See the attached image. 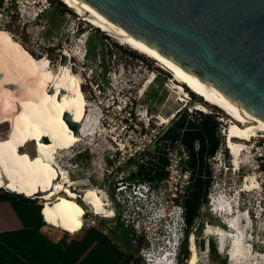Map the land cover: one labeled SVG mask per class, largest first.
<instances>
[{
  "label": "rangeland",
  "instance_id": "obj_1",
  "mask_svg": "<svg viewBox=\"0 0 264 264\" xmlns=\"http://www.w3.org/2000/svg\"><path fill=\"white\" fill-rule=\"evenodd\" d=\"M53 1L54 6L45 15L46 25L43 27L41 23L20 19L9 24L0 21V28L8 30L13 38L21 42L36 58H47L54 71L59 69L62 55L68 52L71 55L69 67L72 71L79 73L84 82L85 95L81 91L67 106L69 118L73 126H76L78 142L71 149L61 153L60 162L67 169L68 167L72 168L75 164L86 168L79 175L81 178L77 185L79 189L89 188L86 181L87 175H92L89 178L91 184L99 187L105 186L110 181V177L102 178L100 169L94 174L92 171L100 162L103 151L108 149L111 144L113 130L120 124L122 111L125 113L134 112L139 116L147 109L148 114L161 112L163 115L170 116L182 108L180 114H183V111H188L187 109L192 108L199 99L192 92L187 91L190 99L187 106L184 101L179 103V97L173 96L172 91L170 92V89L166 87V84H169L170 88L173 87L172 83L175 79L172 73L160 66L157 61L107 36L75 14L60 0ZM153 76L155 77L153 82L147 84L146 90L141 95L140 91L143 85ZM91 81L94 82L93 86L100 81V88L93 91L90 86ZM220 116L222 115L212 110L210 117L216 121L218 144L212 155L214 159L211 161L212 165L209 166L212 169H209L206 191L202 198V202H205L206 205L200 210V213L191 214L192 228L194 222L196 223L195 230L200 225L201 236L199 239L207 241L212 238L219 252L222 255H228L233 239L227 238L226 241L227 236L222 240L220 236L208 235L206 229L208 227L214 230L221 228L238 235L237 230L229 227L234 216L242 229V240L246 245H249L252 254L251 259L242 263L251 264L253 262L256 264V261L252 260L253 256L264 255V188L242 192L241 186L244 177L246 178L249 174L264 176V172L261 167H258V151L253 141L247 143L248 151L244 152L240 158L239 171L228 166L230 162L229 164L225 163V131L223 130H227L228 125L219 121L218 117ZM3 124L0 126V131L6 125L8 128L7 122ZM103 125H107V130ZM29 143L33 144L28 145ZM29 143L26 144L28 151L35 154L34 142ZM93 161H96V164H93ZM217 169H220L221 172L219 173ZM110 188L109 184L108 190ZM6 192L10 191L0 187V193ZM209 193L211 199L208 198L207 201ZM238 195L239 203L236 206L235 201ZM223 196H226L230 202V205L226 203L227 205L224 207H231V211L220 210L221 207L215 208L218 204L217 199L222 202ZM32 201L40 205V201ZM208 202H212V205H209ZM259 203H261V208ZM192 228L188 232V237ZM48 230L56 235L66 234L67 238H77L83 235L82 232L69 234L54 226H48ZM121 230L124 234V228ZM196 241L195 237V243ZM188 245L187 239V253L180 258V264H187L188 252H190ZM257 262H259L257 264H264V261L258 260ZM196 264H210L204 251L197 250ZM228 264H232L229 258Z\"/></svg>",
  "mask_w": 264,
  "mask_h": 264
},
{
  "label": "bare ground",
  "instance_id": "obj_2",
  "mask_svg": "<svg viewBox=\"0 0 264 264\" xmlns=\"http://www.w3.org/2000/svg\"><path fill=\"white\" fill-rule=\"evenodd\" d=\"M60 1L107 36L153 59L104 29L66 1ZM64 55L66 62L60 63L59 69L54 71L47 58H36L8 30L0 28V126L6 122L8 124V128L0 131V187L25 197L40 199L43 201V221L69 234H76L84 224V209L76 201L77 193L83 203L92 207L96 215L111 216V213L105 208V196L101 191L88 187L70 189L74 184L68 177L67 168L60 162L61 153L78 142V133L69 118L67 106L82 91L79 73L69 67L71 55L69 52ZM159 65L162 66L160 63ZM173 76L176 82L173 80L172 95L179 97L178 102L188 99L189 91L199 99L192 106L193 109L204 116H211V108L222 114L223 117L218 119L228 125L224 133V144L231 156L228 166L236 171L241 166L242 154L248 151L247 143L255 137L264 139V134H260L264 130L239 117L227 106L202 98L182 79L175 74ZM31 141L35 146L34 155L26 147ZM30 144L33 143L28 145ZM254 176H246L245 189H258L259 182ZM226 203L230 205L228 199ZM226 203L218 200L215 208L231 211V207H224ZM229 227L237 230L238 235L211 227L206 229V233L220 236L222 240L227 236L226 241L227 238H232L228 258L232 264H244L242 262L251 259L252 254L249 245L242 240L243 232L234 216ZM188 243L190 252L187 264H196L197 250L193 234L188 237ZM252 260L256 264L259 263L258 260L262 262L264 255L253 256Z\"/></svg>",
  "mask_w": 264,
  "mask_h": 264
},
{
  "label": "water",
  "instance_id": "obj_3",
  "mask_svg": "<svg viewBox=\"0 0 264 264\" xmlns=\"http://www.w3.org/2000/svg\"><path fill=\"white\" fill-rule=\"evenodd\" d=\"M64 1L264 130V0Z\"/></svg>",
  "mask_w": 264,
  "mask_h": 264
},
{
  "label": "built area",
  "instance_id": "obj_4",
  "mask_svg": "<svg viewBox=\"0 0 264 264\" xmlns=\"http://www.w3.org/2000/svg\"><path fill=\"white\" fill-rule=\"evenodd\" d=\"M53 6V0H0V21L9 24L23 19L24 21L41 23L43 27L46 25L44 17ZM154 78L153 76L152 79L148 80L149 82L143 85L140 91L141 95L146 90L147 84H151ZM93 83V81L90 82L93 91L98 90L100 81L96 82L94 86ZM83 85L84 82L82 81ZM166 87L170 89V92L173 90L169 84H166ZM187 96L189 95L187 94ZM187 100L190 101L189 97L182 100L186 106L189 102ZM181 110L182 108L170 116L163 115L161 112L148 114L147 109L139 116L134 112L126 111L127 113H125L122 111L120 124L116 128L113 127L114 135L111 137V144L108 149L103 151L100 162L92 171L94 174L100 169L101 177L109 176L110 181L107 185L99 187L89 181L92 175H87L88 178H86L89 188H95L104 194L105 208L110 211L111 216L96 215L92 207L86 203L85 205L81 203L83 201L79 193L76 192L78 194L77 199L80 198L76 201L84 209V224L78 232L93 227L108 234L111 233L113 221L119 220L128 231L133 244L137 245L138 241L142 239L143 245L138 251L142 262L145 264H178L182 244L184 240L188 239L185 200L194 191V173L188 165L189 152L181 142H170L166 139L168 128L174 117L182 112ZM187 110L183 113L187 114L189 119H201L203 117V114L196 109L190 107ZM210 111L212 110L210 109ZM103 127L107 130V125H103ZM252 141L256 144L258 151V167H261L262 172H264V139L255 137L252 138ZM159 156H164L166 159L162 169L163 176L160 179L155 178L149 181L132 178L141 167L157 165ZM213 159L212 156L208 158V171ZM93 164H96V161H93ZM83 169L86 168L80 164H75L72 168L68 167V177L74 184L73 187H69L70 189L77 188L79 190L77 185L80 182L79 175ZM217 170L219 173L221 172L220 169ZM154 173L155 171L152 172V175ZM254 177L259 182L258 189L264 188V176L259 174ZM246 183L247 180L244 177L241 186L242 192H249V189L244 187ZM109 184L111 185L110 190H108ZM25 198L40 201L42 211L43 201L36 197ZM208 198L211 199L210 193L207 195V201ZM227 199L226 196H223L221 200L226 203ZM235 203L237 206L239 195ZM208 204L212 205V202H208ZM205 205L203 202L201 210ZM260 205L261 203H259L261 208ZM246 214L249 218L248 212ZM44 223L51 226L45 221ZM193 226L192 228L191 225L189 230L192 228L191 234L194 235L196 231L195 222ZM204 253L208 258V245H206Z\"/></svg>",
  "mask_w": 264,
  "mask_h": 264
},
{
  "label": "crops",
  "instance_id": "obj_5",
  "mask_svg": "<svg viewBox=\"0 0 264 264\" xmlns=\"http://www.w3.org/2000/svg\"><path fill=\"white\" fill-rule=\"evenodd\" d=\"M166 135L170 142H181L190 154L188 165L194 173V193L187 197L185 203L189 213L198 214L206 191L209 173L207 161L218 144L215 122L210 115H205L202 119H189L187 114H177ZM141 175L142 173L139 174L140 177ZM0 196L3 194L0 193ZM38 206L41 205L24 197H6L0 200V264H78L74 255L69 256L66 250L67 243L80 240L81 237L67 238L65 233L66 236H61L50 232L43 223L41 210L37 211ZM123 228L119 220H114L111 233L94 229L110 238L124 253H127L129 246L136 247L140 258L138 251L143 245L142 239L137 245L133 244L125 228L123 234ZM80 232L84 233V230ZM134 263L137 262L132 261L130 264Z\"/></svg>",
  "mask_w": 264,
  "mask_h": 264
},
{
  "label": "trees",
  "instance_id": "obj_6",
  "mask_svg": "<svg viewBox=\"0 0 264 264\" xmlns=\"http://www.w3.org/2000/svg\"><path fill=\"white\" fill-rule=\"evenodd\" d=\"M82 89L85 92L83 86ZM204 117L205 116H203L202 118ZM214 122L216 125V121ZM5 128H7V125L5 126ZM158 162L159 163L157 165L153 164L148 167H144V166L141 167L139 171L132 176V178L135 180L138 179V180H149V181L154 180L155 178L160 179L163 176L162 169L166 162L165 157L159 156ZM153 171H155L154 175H152ZM140 173H142L143 177L142 175L141 177L139 176ZM193 193L194 191L191 194ZM3 196H0V200L6 197H11V198L23 197L21 195H17L10 192L3 193ZM37 208H38L37 211L39 212V209L41 210V206H38ZM185 208L187 211L186 217L188 222V229H187V234H188L189 227H191L192 225V219L190 218L191 213L188 212L186 203H185ZM194 236L197 238L195 245L198 251H204L206 245H208V260L210 261V264H228V258H227L228 255H222L219 252V250L217 249V245L212 238H209L207 241H205L204 239H199V236H201L200 225L195 231ZM129 243L131 244V241H129ZM139 245L141 246V241ZM185 253H187V240H184L182 244L179 254V260L180 258H182V256ZM66 254H68L69 256L74 255V260L75 262L77 260L78 264H130L132 261L137 263L141 262V259L137 256L136 247L131 245L127 248V253H124L113 243V241L110 238L103 235L100 231L92 227L84 229V233L81 236L80 240H74L71 241L70 243H67ZM178 264H180V262H178Z\"/></svg>",
  "mask_w": 264,
  "mask_h": 264
},
{
  "label": "clouds",
  "instance_id": "obj_7",
  "mask_svg": "<svg viewBox=\"0 0 264 264\" xmlns=\"http://www.w3.org/2000/svg\"><path fill=\"white\" fill-rule=\"evenodd\" d=\"M81 89H82V87H81ZM82 91H83V89H82ZM83 94L85 95V92L83 91ZM17 194V193H16Z\"/></svg>",
  "mask_w": 264,
  "mask_h": 264
}]
</instances>
